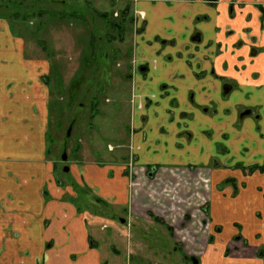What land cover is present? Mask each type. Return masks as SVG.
Here are the masks:
<instances>
[{"label":"crops","instance_id":"0c3cea01","mask_svg":"<svg viewBox=\"0 0 264 264\" xmlns=\"http://www.w3.org/2000/svg\"><path fill=\"white\" fill-rule=\"evenodd\" d=\"M90 1L130 2L140 29L138 172L78 160L58 176L49 65L0 16V264H101L100 203L164 226L190 264H264V0Z\"/></svg>","mask_w":264,"mask_h":264},{"label":"rangeland","instance_id":"374dc122","mask_svg":"<svg viewBox=\"0 0 264 264\" xmlns=\"http://www.w3.org/2000/svg\"><path fill=\"white\" fill-rule=\"evenodd\" d=\"M6 1L0 0V6ZM38 1L34 7L43 13L41 17L6 20L24 40L25 56L41 58L49 65L48 148L56 173L66 178L64 168L79 160L106 167L118 164L123 176L135 178L131 78L137 72L134 50L140 29L134 23L131 3ZM125 9L129 13L123 18ZM17 11L22 10L13 12ZM0 14L10 15L2 8ZM101 204L96 212L104 214L107 228L98 226L91 232L102 252L101 264H190L179 249L174 250L179 246L171 242L164 226L128 216L127 205Z\"/></svg>","mask_w":264,"mask_h":264},{"label":"trees","instance_id":"16d2710c","mask_svg":"<svg viewBox=\"0 0 264 264\" xmlns=\"http://www.w3.org/2000/svg\"><path fill=\"white\" fill-rule=\"evenodd\" d=\"M26 2H27L26 0H8V1H6V3H3V5L0 6V8L7 10L11 16L9 15V17H7V16H2L1 14H0V16H2L5 19L6 18H13L14 20L25 21L26 19L34 18V17H41L43 15V13L41 11L35 10L34 6L39 3L38 0H32L30 4H28ZM25 8H27L30 11L26 12ZM15 9H21L22 11H20V13H18V11L13 12ZM122 14H123V18H125L128 14V11H126V9H125L122 11ZM93 39L94 38H92L91 42H94ZM93 57L95 59L98 58L95 55H93ZM46 80H47V78H46ZM250 170H251V168H250ZM158 222L161 223V221H158Z\"/></svg>","mask_w":264,"mask_h":264},{"label":"water","instance_id":"95a60500","mask_svg":"<svg viewBox=\"0 0 264 264\" xmlns=\"http://www.w3.org/2000/svg\"><path fill=\"white\" fill-rule=\"evenodd\" d=\"M69 134V133H67ZM61 160L65 162L67 160V156L65 154L62 155ZM69 171L68 167L64 168V172L67 173ZM122 223H124V220H121Z\"/></svg>","mask_w":264,"mask_h":264},{"label":"flooded vegetation","instance_id":"af4514ba","mask_svg":"<svg viewBox=\"0 0 264 264\" xmlns=\"http://www.w3.org/2000/svg\"><path fill=\"white\" fill-rule=\"evenodd\" d=\"M126 11H128V13H129V10H128V9H126ZM127 15H128V14H127ZM245 114H246V113H245ZM131 159H132L131 162L133 163V162L135 161V156H133V154L131 155ZM152 168H153V167H150V168L147 167V168H146V174H148L149 172H151Z\"/></svg>","mask_w":264,"mask_h":264}]
</instances>
